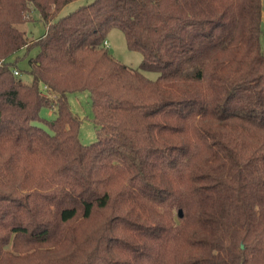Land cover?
I'll return each mask as SVG.
<instances>
[{
  "label": "trees",
  "instance_id": "16d2710c",
  "mask_svg": "<svg viewBox=\"0 0 264 264\" xmlns=\"http://www.w3.org/2000/svg\"><path fill=\"white\" fill-rule=\"evenodd\" d=\"M82 1L0 0V264H264V0Z\"/></svg>",
  "mask_w": 264,
  "mask_h": 264
},
{
  "label": "rangeland",
  "instance_id": "374dc122",
  "mask_svg": "<svg viewBox=\"0 0 264 264\" xmlns=\"http://www.w3.org/2000/svg\"><path fill=\"white\" fill-rule=\"evenodd\" d=\"M92 0H85L80 3H75L71 6H68L62 11V14H67L75 9L80 4L85 2H90ZM39 13H33V20L25 24V29L27 30L28 37L37 39L41 37L46 32V25L43 21L39 20ZM263 29H264V1H263V15H262ZM109 47V51L118 61L121 63L138 69L142 63V54L140 52L131 51L128 49L124 33L119 29H112L106 39ZM24 52H20L19 56L22 58L18 62L17 70L20 71V76L22 77L24 83H31L32 76L28 73L29 64L28 59L30 56L35 55V51H32L28 57H23ZM146 76L152 79L158 77L156 72H145ZM69 102L71 105L72 111L79 117L81 120V130H80V139L84 145H89L94 143L97 138V127L93 120L92 112V101L90 94L87 92H81L76 94L69 95ZM41 116L47 120H53L56 117V114L47 108L42 109ZM39 125L48 129L46 126L39 123Z\"/></svg>",
  "mask_w": 264,
  "mask_h": 264
},
{
  "label": "built area",
  "instance_id": "2783aa9c",
  "mask_svg": "<svg viewBox=\"0 0 264 264\" xmlns=\"http://www.w3.org/2000/svg\"><path fill=\"white\" fill-rule=\"evenodd\" d=\"M105 45L108 46L107 41H105ZM14 74L17 75V76H20L21 73H20L19 70L15 69V70H14ZM42 90L47 94V87H46V86H44V87L42 88Z\"/></svg>",
  "mask_w": 264,
  "mask_h": 264
}]
</instances>
